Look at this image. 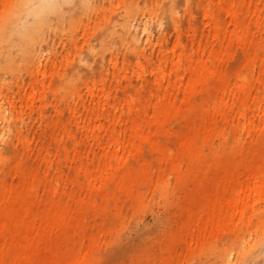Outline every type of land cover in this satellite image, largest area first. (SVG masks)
Returning <instances> with one entry per match:
<instances>
[{"label":"bare ground","instance_id":"obj_1","mask_svg":"<svg viewBox=\"0 0 264 264\" xmlns=\"http://www.w3.org/2000/svg\"><path fill=\"white\" fill-rule=\"evenodd\" d=\"M163 1L165 2L161 11L169 16L175 34L170 49H161L162 55L158 63L150 65L153 78L148 86V95L142 100L140 91H137L125 102L114 103L109 111H105L104 106L96 102L98 111H90L85 118L76 123V131L90 136L94 141H99L97 144L102 149L103 159L99 164V170L97 168L88 170L87 180L93 186H96L98 180L100 186H103L110 179H117L129 197L134 194L132 185L136 177L142 182L147 181L152 191L157 184H160L164 188L160 193L161 196L174 199L178 195L184 196L183 201L177 202V207L180 210H186L188 216L206 213L204 225H207L209 230L219 225L218 221L216 223V217L212 215L216 207L219 216L226 207L232 208V215L235 214L232 224L242 220L249 209L256 210L257 220L251 224L256 231L254 237H250V234L248 236L233 235L220 247L209 250L201 264H257L259 260L262 261L261 264H264V220H262L264 219V75L259 76V70L255 73L254 69H251L250 77L245 74H236L233 81L221 78L219 71L210 64L209 54L214 53L212 48L203 59L205 47L201 46V37L196 43V50L193 49L195 29L186 31V36L190 39L189 46L182 44L175 11L177 0ZM104 2L105 0H11L10 6L0 16V60L4 62L0 70L8 69L6 60L12 59V55L17 54L27 61L29 69L33 70L36 76L41 68H45L46 60L44 59L49 57L53 50L54 36L73 34L72 31L77 23L82 21L83 13L90 9L99 10ZM182 2L186 4L187 0ZM233 4L232 0H226L224 3L226 11L233 12ZM121 8L118 15L108 17L97 28L98 46L90 45L87 48L90 60L81 59L93 71L101 75L105 52L110 54L109 61L112 67L115 66L113 61L115 55L112 57V54L114 49H117V42L121 47L140 54L145 50V43L151 40V30L147 20L140 17L144 8L139 7L137 2L123 3ZM202 17L203 29L213 38L218 37L220 35L219 17L209 9V3L204 7ZM236 19L233 13L229 14V20L233 24L231 33L242 51L244 60L252 68V65L256 64V58H261L263 63L258 65V68L264 70V46L259 44L258 39L251 38L247 43L243 39V28L238 29ZM155 24L158 25V31L161 30L160 18H156ZM60 38L63 39L62 36ZM43 43H46L44 48ZM204 44L206 45V40ZM248 44L252 45V51ZM259 48L263 51L261 57L256 54ZM193 54L196 55L194 65ZM214 56L222 58L217 54ZM162 58L168 70L162 67ZM137 64L143 68L140 63ZM180 66L183 73L193 71L194 80L199 82L202 88L207 87L210 80L215 87L213 93L197 102L196 107L201 111L200 122L197 125L192 116L197 115V108L190 103L187 93L186 86L190 82L189 79L182 88V96L179 100L188 112L181 109L175 102L167 106L162 104L160 107L167 95V89L160 90L162 86L167 87L171 83L180 89L183 79V74L178 72ZM73 76L69 78L70 81H73ZM70 81L68 90L73 89V82ZM144 86L141 85V87ZM33 93L32 88L29 92L31 100ZM229 98H232V103L236 99L237 105L233 108L229 107L228 110L223 109ZM247 99H250V107L246 105ZM3 100H0V142L5 140L8 145L10 143L13 145L12 148L16 144L20 145L22 153L29 144L28 137L22 135L16 121L10 125V120L13 118V102L10 99L9 108H5ZM165 111H172L184 130L181 142L183 149L187 150L188 161L183 173L180 170L181 162L172 156L171 149L167 145L160 144L154 135L155 132L171 134L173 130L165 128L155 119V130L150 131V126L145 128L139 121L141 115H148L151 118L156 113ZM228 116L238 122L243 120L240 130H244L245 135L242 137L238 134L233 138L231 145L225 146L224 133L218 130V121H225ZM235 129L238 130L236 127ZM59 131L71 135L70 129L64 123ZM194 131L200 134L201 144L198 147L195 145ZM103 135L107 137L105 142L102 141ZM132 135L144 136L157 160L169 166L174 177L173 189L177 191L176 195H173V190L167 187L161 175L157 174L152 181L149 165L144 161L141 163L140 172L135 175L133 168L128 164V158L136 153V159H143L139 157L141 146L133 145ZM115 136L118 138L114 140ZM54 139L55 149L57 151L64 149L66 164L70 166L72 158L66 143L62 142V137L58 135H55ZM215 140L218 142L216 143ZM110 141L112 142L109 144ZM127 146L133 147L134 151L127 152ZM21 153L5 159L0 152V264H77L91 259L96 246L95 236L89 231L86 232L83 225L71 224V217L66 214V209L58 208L54 199L57 188L46 174L42 177L46 191L45 201L40 204L35 201L30 188L31 178L36 173L37 166L29 169L21 168ZM15 176H17L16 181L13 180ZM73 180L65 174L63 189L67 182L72 183ZM187 180L192 182V190L183 189L182 183ZM63 193L69 196L68 191L63 190ZM229 193H231L230 197L227 196ZM109 198H114L116 204L117 193L114 192ZM258 202H262L263 205L256 209L254 206ZM90 205L93 213L98 215L102 207L94 201H90ZM200 221V225H203V220ZM159 222L162 225L163 220ZM63 224H68L72 228L76 227L78 237L70 244L53 233L55 228ZM249 228L248 225L245 226V230ZM138 233L139 236L146 234L141 231Z\"/></svg>","mask_w":264,"mask_h":264},{"label":"rangeland","instance_id":"obj_2","mask_svg":"<svg viewBox=\"0 0 264 264\" xmlns=\"http://www.w3.org/2000/svg\"><path fill=\"white\" fill-rule=\"evenodd\" d=\"M225 1L220 0L218 3V0H187L184 4L182 0H177L175 11L182 44L187 45L186 47L189 46L190 39L186 36V31L195 29L193 49L196 50V43L201 37V46L205 47L203 59L209 54L208 50L212 48L214 53L209 54L210 64L219 71L224 80L233 81L236 74H245L250 77L251 69H254L255 73L259 70V76L264 75V70L258 68V65L263 63L261 58H256V64L252 65V68L244 60L242 51L231 33L233 24L229 20V14L233 13L237 18L238 29L243 28V39L247 43L251 38L258 39L259 44L264 46V0H232L234 3L233 12L226 11ZM128 2H137L139 7L144 8L140 17L147 20L151 30V40L145 43V50L140 54L121 47L117 42V49H114L112 54V57L115 55L113 58L115 66L112 67V63L109 61L110 54L105 52L101 75L97 71H93L81 59L90 60L87 48L90 45L98 46L97 28L108 17L118 15L121 12L122 4ZM164 2L163 0H105L99 10L90 9L83 13L82 21L77 23L76 28L72 31L73 34L54 36L53 50L49 57L44 59L46 60L45 68H41L36 76L33 70L29 69L27 61L17 54L12 55V59L6 60L5 64L8 69L0 70V100L4 99L3 106L5 108H9L10 99L13 102L14 119L11 118L10 125L16 121L22 135H26L29 140L27 148L22 153L20 145L16 144L12 148L11 143L8 145L5 140L1 141V156H5L7 159L21 153V168L29 169L37 166V171L31 178L30 188L35 201L39 204L45 201L46 191L42 177L46 174L57 188L54 199L58 208L66 209V214L71 217V224L77 226L79 223L83 225L86 232L89 231L95 236L96 246L91 254V259L80 261L77 264H201L209 250L220 247L233 235L248 236L250 234V237H254L256 234L251 225L257 220L256 210L249 209L243 215L242 220L237 224H232L235 216V214L232 215V208L226 207L219 216L216 207L212 215L216 217V223L219 222V227L214 226L209 230V227L204 225L206 213L188 216L186 210H180L177 207V202L183 201L184 196L178 195L175 199L161 196L160 193L164 188L160 184H157V187L152 191L148 187L147 181L142 182L136 177L132 185L134 194L129 197L117 179H110L103 186H100L98 180L96 186L87 180L88 170L95 168L99 170V164L103 159L102 149L97 144L99 141H94L88 135L79 134L76 131V123L85 118L90 111H98L95 106L96 102L100 106L103 105L105 111H109L114 103L125 102L137 91H140L142 100L148 95V86L153 78L150 73V65L158 63L162 55L161 49L169 50L174 40L175 32L170 18L161 11ZM10 3L11 0H0V16L10 6ZM207 3H209V9L219 17L220 35L218 37L213 38L203 29L204 19L202 16ZM157 17L161 19L162 23L159 31L158 25L155 24ZM205 40L206 45L204 44ZM45 46L46 43H43L42 47ZM249 48L251 51L253 50L252 45H249ZM215 54L222 58L215 57ZM256 54L261 57L262 49H257ZM195 57L196 55L193 54V65ZM3 63L0 60V66ZM137 63H140L143 68ZM164 64V58H162L161 65L168 70ZM181 67H178V72L183 74L180 89L171 83L167 87L162 86L160 90L167 89V95L160 107L162 104L167 106L175 102L181 109L188 112L179 101L182 96V88L188 79L190 82L186 86L187 93L190 103L195 107L198 100L208 97L214 92L215 87L210 80L207 87L202 88L199 82L194 80L193 71L183 73ZM72 76L73 81H70L69 78ZM252 80L254 81V78ZM69 81L73 82L72 90H68L70 88ZM163 83L166 84L165 81ZM141 85L145 86L141 87ZM32 88L34 93L31 100L29 92ZM232 101V98H229L223 109L228 110L229 107L233 108L237 105L236 99H234V103ZM246 105L251 106L250 99ZM200 114L201 111L197 108V115H192L196 125L200 122ZM226 118L225 121H218V130L224 133V145L228 146L238 134L243 137L245 131L240 130L243 120L238 122L229 116ZM155 119L165 128L173 130L171 134L155 132L154 135L159 143L167 145L171 149V155L181 162L180 170L183 173L186 169L188 153L183 149L181 142L184 132L182 125L172 111L156 113L151 118L148 115L139 117V121L145 128L150 126V131L155 130ZM63 123L70 129L71 135L60 133L59 130ZM55 135L62 137V142L66 143L68 153L72 158L70 166L66 164L64 149L60 151L55 149ZM132 137L133 145L141 146L139 157L143 159H136V153L129 156L128 164L133 168L135 175L140 172L141 163L144 161L149 165L152 181L155 180L157 174L161 175L162 179L166 181L167 187L173 190V195H176L177 191L173 189L175 187L174 177L169 166L157 160L144 136L132 135ZM106 138V135H103L102 141L105 142ZM117 138L115 136L114 140ZM194 140L195 145L200 146V134L197 131H194ZM215 142L217 143L218 140ZM220 148V152H222V147ZM129 150L134 151L133 147L127 146V152ZM65 174L74 180L72 183L67 182L63 189L62 183ZM13 180L16 181L17 176L13 177ZM182 187L185 190H192V182L187 180L182 183ZM235 187L237 188V185ZM63 190L68 191L69 196L63 193ZM114 192L117 193L116 204L114 198H109L113 196ZM230 195L231 193L227 196L230 197ZM90 201H94L102 207L98 215L93 213ZM262 205V202H258L254 207L257 209ZM159 220H163L162 225ZM200 220H203V225H200ZM246 225L248 228L250 227L247 230H245ZM242 230L244 232H241ZM138 231L146 232V234H142L143 237L141 234L139 236L140 232L138 233ZM209 231L211 232L207 235ZM53 233H56L68 244L78 237L76 227L72 228L68 224L55 228ZM261 262L259 260L257 264H261Z\"/></svg>","mask_w":264,"mask_h":264}]
</instances>
